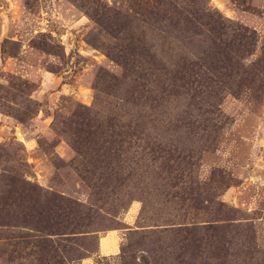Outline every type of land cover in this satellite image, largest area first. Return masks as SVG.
I'll return each instance as SVG.
<instances>
[{
  "label": "rangeland",
  "instance_id": "1",
  "mask_svg": "<svg viewBox=\"0 0 264 264\" xmlns=\"http://www.w3.org/2000/svg\"><path fill=\"white\" fill-rule=\"evenodd\" d=\"M0 264H264V0H0Z\"/></svg>",
  "mask_w": 264,
  "mask_h": 264
},
{
  "label": "crops",
  "instance_id": "2",
  "mask_svg": "<svg viewBox=\"0 0 264 264\" xmlns=\"http://www.w3.org/2000/svg\"><path fill=\"white\" fill-rule=\"evenodd\" d=\"M123 231H111L100 237L98 255L102 258H111L119 254L123 241ZM106 245L104 246V243Z\"/></svg>",
  "mask_w": 264,
  "mask_h": 264
},
{
  "label": "bare ground",
  "instance_id": "3",
  "mask_svg": "<svg viewBox=\"0 0 264 264\" xmlns=\"http://www.w3.org/2000/svg\"><path fill=\"white\" fill-rule=\"evenodd\" d=\"M106 245V242L104 243V246Z\"/></svg>",
  "mask_w": 264,
  "mask_h": 264
}]
</instances>
